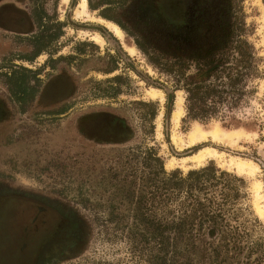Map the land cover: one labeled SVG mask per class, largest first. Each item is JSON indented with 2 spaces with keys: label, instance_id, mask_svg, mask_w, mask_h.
<instances>
[{
  "label": "rangeland",
  "instance_id": "374dc122",
  "mask_svg": "<svg viewBox=\"0 0 264 264\" xmlns=\"http://www.w3.org/2000/svg\"><path fill=\"white\" fill-rule=\"evenodd\" d=\"M126 1L123 5L122 0H87L89 15L105 21L104 15L112 18L123 32L120 36L94 19L77 18L80 0H31L30 9L39 8L48 15L45 24L52 26L51 32L59 31L57 24L62 27V36L48 49L57 48L54 64H48V51L33 63L20 61L18 54L33 51L21 48L24 44L13 35H5L9 41L0 50V68L8 70L16 62L33 71L43 68V93L41 101L31 105V112L21 116L0 76V264L21 251L16 246L19 238L27 240L23 255L33 257L42 241L57 240L65 231L71 235L60 216L52 215L55 212L38 201L63 208L80 224V229L74 224L70 233L80 231L84 238L81 257L71 264H85L84 259L91 256L125 257L126 243L114 238L113 225L101 226L96 221L99 216L107 220L105 211L116 190L104 191L105 185H98L104 179L114 182L115 175L117 179L128 176L137 168V151L150 148L161 157L166 172L178 169L183 175L202 168L183 160L203 148L223 156L208 160L203 167L212 164L241 180L236 214L244 227V242L251 248L258 245L251 252L247 246L243 256L250 257L252 264H264V217L255 208L256 203L264 209V0H243L237 6L249 30L245 39L253 45L257 60L256 77L248 82V100L225 114L227 117L207 122L186 117V92L175 90L179 77L165 68L186 62L190 69L184 78L196 74L198 58L226 22L227 1L185 0L184 27H172L156 13L169 0ZM97 36L102 43L94 40ZM26 39L29 44L30 37ZM150 91L164 100L152 99ZM179 94L184 98L185 115L176 128L173 115ZM62 100H68L74 109L65 117H50L47 111L61 106ZM149 102L156 103L155 119ZM108 118L121 124L111 125ZM195 126L206 132L219 126L223 132L241 133V137L235 144L208 137L195 146L178 148L172 136L179 134L187 143ZM173 159L178 166L167 168ZM236 160L252 162L259 170L253 177L241 174L232 164ZM127 180L131 184V178ZM257 181L263 184L261 199L254 190ZM85 196H89L87 201ZM125 204L116 201L120 210ZM258 257L262 258L259 263Z\"/></svg>",
  "mask_w": 264,
  "mask_h": 264
},
{
  "label": "trees",
  "instance_id": "16d2710c",
  "mask_svg": "<svg viewBox=\"0 0 264 264\" xmlns=\"http://www.w3.org/2000/svg\"><path fill=\"white\" fill-rule=\"evenodd\" d=\"M226 1V22L213 44L198 58L196 74L184 78L190 69L186 62L165 68L169 74L178 75L175 90H185L186 117L192 121L225 118V114L239 109L248 100V82L256 77L254 47L245 39L249 30L237 10L243 0ZM122 3L126 5L127 1ZM90 7L95 9L92 4ZM45 17L48 15L38 18V27H42L36 35L37 49L31 57H21L20 61L35 62L40 55L50 52L47 45L62 36L61 25L57 24V33L51 32L52 26L44 25ZM103 17L113 21L106 15ZM56 49L49 53L48 64L56 63L53 60ZM42 69L33 71L14 64L8 70L0 68V76L5 78L12 99L21 102L40 91L42 81L38 75ZM148 105L153 107L151 117L155 119L156 103ZM135 156L137 168L128 176L117 179L115 175L114 182L104 179L98 185H105L104 191L114 188L116 192L105 211L107 220L99 216L96 221L101 226L113 225L114 238L126 243V256L113 260L91 256L84 259L85 264H252L251 258L243 253L247 246L250 251L258 245L251 248L243 239L244 227L235 208L242 197L239 178L212 164L190 170L186 175L178 169L166 172L153 148L139 150ZM86 197L89 196L84 201ZM118 199L127 204L122 210L116 206ZM258 259L257 263L262 260Z\"/></svg>",
  "mask_w": 264,
  "mask_h": 264
},
{
  "label": "flooded vegetation",
  "instance_id": "af4514ba",
  "mask_svg": "<svg viewBox=\"0 0 264 264\" xmlns=\"http://www.w3.org/2000/svg\"><path fill=\"white\" fill-rule=\"evenodd\" d=\"M184 1L185 0H169L162 7H159L156 13H159L161 18L165 20L167 19L168 22H166L170 23L172 27H184L186 26V22L183 23V21H185V17L183 16L187 12V6ZM30 3L31 0H0V50L6 47L8 44L9 38H5L6 34L13 35L15 39L20 42V44H24L20 45L21 48H30L32 51L37 49L39 44L37 42L36 35L40 34L39 32L42 27V25L41 27H38L37 23L39 22L38 18L42 16L43 12L39 8L30 9ZM45 18L47 19V17ZM41 23H43V21ZM45 23L46 21H44V24ZM28 37H30L29 44L27 43L26 39ZM34 38H36V41H34ZM52 45L53 43L47 46L50 49ZM17 56L19 58L31 57V55L27 56L26 54H18ZM39 57L37 59H39ZM3 60L5 61L7 59L3 58ZM22 64L16 62V65ZM38 77L41 78V75H38ZM6 87L8 90V85H6ZM42 93L43 90L40 89V91L36 93L35 96L27 97L28 99L25 98V100L21 102H19L18 99H13L12 101L17 106L19 115L24 117L28 115L32 109L31 105L37 103L39 100L41 101ZM9 95L12 98L10 92ZM67 101L68 100H62L61 103H59L61 106H55L49 109L47 111L49 112L48 115L50 117L57 118L67 116L74 109ZM108 121L114 126H119L121 124V121L118 119L108 118ZM11 195L19 196L18 194L12 193ZM38 202H40L39 204L44 206L47 211L53 210L55 213L52 215L60 216L61 221L65 222L63 224L67 226L69 234L71 235L69 236L67 234L68 232L65 231L62 233L60 238H56L57 240L50 239V241H42L33 257L32 255L28 256V254L27 256L23 255V249L26 246L27 240L25 238H19L16 246H19L21 251L15 253L10 258L11 261L7 262V260H4L1 264H71L74 260L81 257L80 254L84 238H80V231L70 233L74 224L78 225L79 229L81 228L76 218H74L71 213H68L57 205L43 201ZM6 256L7 255H4L2 259H5Z\"/></svg>",
  "mask_w": 264,
  "mask_h": 264
},
{
  "label": "bare ground",
  "instance_id": "6f19581e",
  "mask_svg": "<svg viewBox=\"0 0 264 264\" xmlns=\"http://www.w3.org/2000/svg\"><path fill=\"white\" fill-rule=\"evenodd\" d=\"M65 1L68 2V0H65ZM75 14L77 18L94 19L98 22H101L102 24L107 26L109 29H111L113 32H115L116 34L120 36L123 35L122 30L114 23L105 21L103 19H99V18L96 19V18L91 17L88 13L87 0H80ZM94 40L97 43H102V39L98 36L95 37ZM149 96L154 100L157 98H160L162 101L164 100L163 97L155 91H150ZM183 101H184V98L181 96V94H179V100L177 102V109L173 115V121H174L176 128L179 127L180 121L185 115V110L183 108ZM208 137H211L215 142L224 143L227 145V144H235L241 137V133H225L219 126H216L211 132H206L200 126H195V128H193V130L190 131L189 135H187V143H186V140H184L179 134L175 133L172 136L173 142L180 149H182L185 146V144H188L189 146H195L199 144L200 142H205L208 139ZM215 158L221 159L223 158V156L214 149L203 148L199 152H197L194 156L183 160V163L187 164L188 162H191L196 167H203L208 160L215 159ZM178 164L179 162L176 159H173L171 162L168 163L167 168H174L178 166ZM232 164L237 167V169L239 170V173L247 174L252 177L255 176L259 170L258 167L254 165L252 162H244L241 160L240 161L236 160V161H233ZM254 190L256 192V198L261 199V192H263V184L258 181L255 182ZM255 206H256L255 208L258 214L264 217V209L259 204L256 205L255 203Z\"/></svg>",
  "mask_w": 264,
  "mask_h": 264
}]
</instances>
